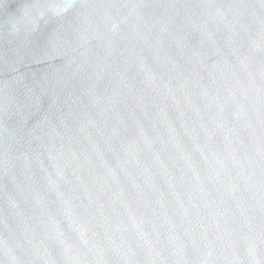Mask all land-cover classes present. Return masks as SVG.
Returning <instances> with one entry per match:
<instances>
[{"label": "water", "instance_id": "1", "mask_svg": "<svg viewBox=\"0 0 264 264\" xmlns=\"http://www.w3.org/2000/svg\"><path fill=\"white\" fill-rule=\"evenodd\" d=\"M0 264H264V0H0Z\"/></svg>", "mask_w": 264, "mask_h": 264}]
</instances>
